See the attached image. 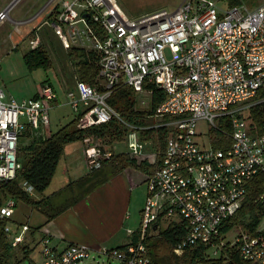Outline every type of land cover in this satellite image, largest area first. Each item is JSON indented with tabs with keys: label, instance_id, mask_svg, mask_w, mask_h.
<instances>
[{
	"label": "built area",
	"instance_id": "obj_1",
	"mask_svg": "<svg viewBox=\"0 0 264 264\" xmlns=\"http://www.w3.org/2000/svg\"><path fill=\"white\" fill-rule=\"evenodd\" d=\"M6 19L7 11L0 13V21ZM47 25L65 51L74 47L99 55L94 83L75 78L65 92L77 129L116 121L125 130L122 154L151 172L141 173L146 196L139 229L127 230L124 248L60 247L46 234L37 244L40 262L22 264H99L95 259L101 256L118 264H152L145 238L173 226L183 229L172 248L175 256L204 247L207 259L222 256L221 264H264V213L252 233L227 228L246 201L248 184L264 177V134L253 132L249 119V111L264 104V5L223 10L211 0H185L173 13L129 21L115 0H62ZM29 46L37 48L38 39ZM120 87L134 92L136 111L147 112L143 124L124 120L109 104ZM155 90L164 99L152 108ZM36 95L18 102L0 90V187L20 169L22 134L35 136L49 127L58 97L47 83ZM199 121L207 124V144L196 132ZM160 133L166 136L162 151ZM143 134L155 141L143 140ZM213 134L220 135V148ZM80 143L87 173L101 169L116 151L115 144L97 135ZM23 189L34 195L31 186ZM257 202L264 204V193ZM14 207L7 200L0 219L11 220ZM29 230L26 224L4 228L12 249L24 243ZM230 230L237 235L227 242Z\"/></svg>",
	"mask_w": 264,
	"mask_h": 264
},
{
	"label": "trees",
	"instance_id": "obj_2",
	"mask_svg": "<svg viewBox=\"0 0 264 264\" xmlns=\"http://www.w3.org/2000/svg\"><path fill=\"white\" fill-rule=\"evenodd\" d=\"M239 0H229L230 6L239 5ZM58 6L54 7L53 12L47 17L48 21L52 20L53 13L56 12ZM34 34L32 32L28 37ZM100 36V31H98ZM34 40V38H32ZM66 57L75 66L74 75L77 80L88 84H93L98 71L99 55L91 50H84L79 48H69L66 50ZM25 65L29 70H33L39 67L52 66L51 60L41 45L35 49H30L23 55ZM41 84L40 86H42ZM37 96V95H36ZM34 96V98H36ZM164 99V95L154 91L151 99V107H157ZM109 104L121 115V117L134 124H143L144 116L147 112H139L134 109L135 94L131 89L127 87L118 88L112 97L109 99ZM249 119L251 120L253 132L258 134H264V104L257 107H253L249 111ZM78 117H75L69 124L62 127L54 134L49 136L31 135L28 132L23 133L21 139H26L27 145L20 146L18 152V161L20 163V169L17 171L16 178L9 182L4 183L0 187V207L7 201H22L32 206L33 210L39 211L46 217L47 221H50L60 215L64 211L65 207L62 205H55L53 199L56 195H51L40 199L42 193L49 185L57 164L64 153L66 145L80 142L86 136L97 135L104 137L110 144L119 143L124 141L125 130L117 123L112 121L109 124L100 126L92 130H79L77 129ZM218 135V134H217ZM214 136V146L220 148V135ZM143 140H154L148 134L142 135ZM155 141V140H154ZM159 150L162 151L166 142V136L164 133H160L158 139ZM106 164L114 165L112 173L125 169L127 167L138 170L143 174H149L151 168L146 164H138L135 160L129 159L122 152L114 151L113 156L109 162H106L101 169L95 172L87 173L76 181L70 182L66 186V190L74 192L78 187L83 189L80 195L74 196V201L84 198L88 193L102 184L106 179V173L101 170ZM96 182H92V181ZM23 184L31 186L34 190V196H29L23 189ZM264 193V177L257 178L255 181H251L248 184L246 201L244 202L241 210L237 215L230 220L227 224V228L232 226H238L242 230H248L250 233L255 231L260 223L261 216L264 213V204L257 202V198ZM66 203V202H65ZM8 221L0 219V252L2 256L8 257L12 260L13 264H18L16 256L11 257L9 251L13 250L8 242L7 235L4 233V228ZM226 228V229H227ZM31 229V228H30ZM39 227L34 228L37 231ZM225 229V230H226ZM33 231V232H34ZM137 238V233L134 235ZM183 237V229L177 226L169 227L166 230L161 231L158 235L152 237H146L144 244L147 248L148 255L152 264H221L222 256L218 260H208V251L204 247L192 248L183 252L180 256H175L172 253L173 246L179 242ZM19 249L24 253V257L29 254V250L26 246H19ZM124 247H120L122 249ZM3 253V254H2ZM223 254V252H222ZM221 254V255H222ZM0 255V256H1ZM234 255V253H233ZM236 256V255H234ZM8 260V263L11 262Z\"/></svg>",
	"mask_w": 264,
	"mask_h": 264
},
{
	"label": "rangeland",
	"instance_id": "obj_3",
	"mask_svg": "<svg viewBox=\"0 0 264 264\" xmlns=\"http://www.w3.org/2000/svg\"><path fill=\"white\" fill-rule=\"evenodd\" d=\"M61 1L62 0H18L7 11L8 19L0 21V89L7 96L20 102L34 98L38 93L41 84L47 83L51 85L58 97L57 102L49 112L48 132L51 134L56 133L76 117L67 105L65 97V91L72 87L75 79V66L66 57V51H64L60 42L46 25L37 30V27H41L43 21L45 22V20H47L46 17L48 14L52 13L54 7L59 6ZM184 1L185 0H115L117 7L129 21H135L141 17L160 11L173 13ZM211 1L215 2L216 6L223 10H226L229 5V0ZM13 2L14 0H0V13L6 11ZM239 2L248 9H256L259 6L264 5V0H239ZM41 9L44 11H42L32 23L30 22L25 25L15 24L16 22H23L30 19ZM34 27H36V33L31 37H28L27 31L32 30ZM36 34L39 35V46L41 44L46 46V50L51 57L53 64L50 67H39L29 70L25 65L23 55L30 50L29 42L30 40H33L32 38H34ZM45 39H48L49 42H52L55 45L53 48L55 49L54 54H52L50 48L45 44ZM253 128H255V126H253ZM46 131L47 129L43 132H39L38 135L46 137ZM196 132L197 134L202 135V137H200V143L207 144L208 128L205 121H199L196 126ZM27 141L28 140L26 139H20L19 147L27 145ZM114 144L116 152L125 151L124 141L119 143L116 142ZM70 150L71 148L69 146L65 148V152L57 164L55 173L49 185L42 193L44 196L55 194L56 197L53 199L54 204L60 203V201L68 198L72 194V197L66 201V204L64 205L65 208L74 205L77 202H82L86 197L84 196V198L73 202L74 199L72 198H74L76 194L79 196V193H81L83 189L76 187L74 192L66 190V186L70 182L78 180L85 175L86 172L84 159L81 154L71 153ZM113 167L114 165L109 166V169L107 170L109 176L116 173H112L111 169ZM101 171L104 172L103 169ZM97 173H99V171L95 172L94 175ZM107 178L108 177L106 176L105 180H107ZM92 182L96 181L93 180ZM142 189L145 190L144 184L137 192H142ZM39 198L42 199L44 197L40 196ZM14 204V216L11 221L16 223L14 224L11 221H8L6 226L10 229L13 230L14 227L18 226L19 224L17 223H27L33 229L41 225L44 221L42 217L33 210L31 205L22 201H14ZM130 215H132L131 220L134 221L132 224L133 228L138 230L141 218L140 214L138 212H131ZM38 232L39 231L33 233L35 234L33 238L28 237L26 240V247L29 250L27 256L24 257V253L19 248L9 251L11 257L16 256L19 261L18 264H22L28 259L37 263L40 262L38 249L36 250L37 245L35 244L40 235ZM236 235L237 233L235 230H230L228 234H226V241L231 242ZM8 260V257L5 255L0 256V264H9ZM9 261L11 264L15 262L14 258ZM89 262L90 260L88 263ZM95 262H98L99 264H118L116 261L103 256L96 258Z\"/></svg>",
	"mask_w": 264,
	"mask_h": 264
},
{
	"label": "crops",
	"instance_id": "obj_4",
	"mask_svg": "<svg viewBox=\"0 0 264 264\" xmlns=\"http://www.w3.org/2000/svg\"><path fill=\"white\" fill-rule=\"evenodd\" d=\"M17 1L18 0H14V2L8 7L6 11H8ZM42 9L39 10L38 13L30 19L23 22H16L15 24L25 25L30 22L32 23L41 14V12L44 11ZM47 22L48 19L45 20V22L43 21V24L40 28L37 27V30L43 28L44 25H46L47 28L50 29L47 25ZM50 31L55 36L52 29H50ZM32 32H34V34L36 33V27L32 28V30L27 31V35L29 36ZM34 38L39 39V35L36 34ZM44 42L47 47L50 48L52 54H54L55 49L53 48L55 45L52 42H49L48 39H45ZM41 45L46 50V46L43 44ZM49 58L52 63V59L50 56ZM5 96L6 98H10L6 94ZM46 132L47 136H49L50 132H48V129ZM68 146L71 148V153H80L83 157L82 145L80 142L68 144L65 146V148ZM109 166L112 165L106 164L103 167L104 173H106V176L108 177L107 180L103 182V184L99 185L95 190L88 193V195H86L85 197V200H83L82 202H77L74 205L66 207L64 211H62V213L54 219L47 221L44 215L35 210L44 220L42 224L39 225L40 227L37 226L39 227L37 231H39L38 233H40V235L38 241L35 242L36 245L46 234L50 235L53 243L60 247H64L68 244H85L92 250H98L102 247L118 248L126 243L127 230L135 231V228H133L132 225L134 221L131 220L132 215H130V213L138 212L140 214L146 196V189H142V192H137L139 188L143 187L144 176L138 170L130 167L122 169L109 176L107 174ZM86 174L87 171L85 172V175ZM42 196L47 197L49 195ZM71 197L72 194L68 198L60 201V203H57L55 205L63 204L64 206L66 204L65 202ZM11 222L14 224L16 223L13 221ZM17 224L20 225V223ZM24 224L29 226L27 223ZM29 228L31 227L29 226ZM33 231L34 228H31L29 232L26 233L25 241L22 246H27L26 240L28 237H34L35 234L33 233L37 231ZM37 249L38 247H36V250Z\"/></svg>",
	"mask_w": 264,
	"mask_h": 264
},
{
	"label": "water",
	"instance_id": "obj_5",
	"mask_svg": "<svg viewBox=\"0 0 264 264\" xmlns=\"http://www.w3.org/2000/svg\"><path fill=\"white\" fill-rule=\"evenodd\" d=\"M89 264H93V263H89Z\"/></svg>",
	"mask_w": 264,
	"mask_h": 264
}]
</instances>
